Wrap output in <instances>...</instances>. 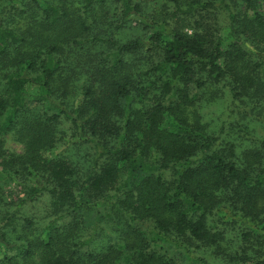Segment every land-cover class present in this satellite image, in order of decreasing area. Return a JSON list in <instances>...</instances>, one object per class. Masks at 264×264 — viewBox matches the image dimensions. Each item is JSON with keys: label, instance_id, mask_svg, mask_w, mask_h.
<instances>
[{"label": "trees", "instance_id": "1", "mask_svg": "<svg viewBox=\"0 0 264 264\" xmlns=\"http://www.w3.org/2000/svg\"><path fill=\"white\" fill-rule=\"evenodd\" d=\"M1 1L0 129L17 118L25 151H6L0 132L1 207L3 183L22 191L0 213V264H178L174 252L208 264L196 249L223 253L226 230L235 225L242 249L226 264H264V245L249 251L251 239L264 244V137L244 129L253 147L242 153L232 143L223 150L221 134H207L184 115L194 104L192 91L205 84L196 74L205 70L233 102L264 97L262 35L254 44L235 32L242 10L243 24L263 32L264 0L176 1L170 20L159 21L131 0H115L123 21L135 18L149 34L122 44L97 38L107 51L83 62L96 78L69 110L76 74L61 68L55 38L82 43L89 11L106 0H80L77 8L65 0ZM215 8L225 12L224 35L210 21ZM139 50L157 59L136 72L129 57ZM31 102L58 110L31 118ZM62 116L72 127L65 141L56 133ZM72 146H82L84 170L66 158ZM37 202L44 213L28 219L23 206ZM105 234L108 243L100 246Z\"/></svg>", "mask_w": 264, "mask_h": 264}, {"label": "rangeland", "instance_id": "2", "mask_svg": "<svg viewBox=\"0 0 264 264\" xmlns=\"http://www.w3.org/2000/svg\"><path fill=\"white\" fill-rule=\"evenodd\" d=\"M46 1H57V0H46ZM72 3L77 8L80 6V0H65ZM176 1L181 0H131L132 3L137 4L141 7L142 12L149 18L156 21L170 18L175 14L174 4ZM0 5L2 1L0 0ZM121 5L115 0H106L105 3H95L93 5L92 11L88 13L89 30L85 34V38L82 43L74 44L72 39L64 37L59 38L55 35V43L58 46V55L62 59L61 68L65 66L71 67V73L76 74L73 78L70 87H68V95L66 97L67 110L73 108L75 100L82 90V87L86 85H91L92 81L96 78V75L90 76L87 73L91 70L86 65L83 64L84 61L88 59H95L107 51V44L101 40L112 39L118 43H128L137 39L145 38L149 32L135 18H130L123 21L120 13ZM241 11V10H240ZM243 11V10H242ZM240 12L237 16V24L235 23L236 36L239 38L248 39L253 41L254 44H261L259 35H262L264 40V30L259 32L255 27L250 29L243 24L242 14ZM259 11L264 14V1L260 2ZM32 12V10H30ZM27 14L19 16L17 19H22L27 16ZM210 21L217 26L220 34L224 35L228 31L227 20L225 18V12L220 8H215L210 12ZM191 27V24L187 30ZM190 31V30H189ZM253 44V45H254ZM156 53H147L145 50H139L130 55V63L136 68V72L149 67L154 64L157 56ZM57 55V56H58ZM70 72H67L70 75ZM207 71L197 72L196 76L205 84L201 88H196L192 92L196 93L194 98V104L187 106L184 115L187 116L189 122L200 123L204 126L207 134L210 135H220V140L218 142V147L225 150L230 144H235L237 151L242 153L253 147V141L249 140L247 130L249 135L254 138L264 137V97L263 96H250L244 95L240 101L233 102L234 99L231 96L230 91L227 88H222L220 85L216 84L211 77L206 75ZM264 93V91H262ZM264 95V94H263ZM263 97V98H262ZM145 101V100H144ZM26 114L28 117L35 118L36 115L43 113L52 114L58 110V108H51L47 106L45 102H31L26 105ZM64 108V106L62 107ZM13 121V119H12ZM8 126V123H6ZM4 124V125H6ZM2 125V124H1ZM2 125L0 129L2 139L4 141V148L9 153L21 154L25 151L24 144L18 138V129L20 124L17 122V118L14 119V125L12 128ZM7 127V129L5 128ZM57 135L61 137L63 135L64 141L71 136L72 127L71 121L66 116H62L56 124ZM63 149L64 146H61ZM69 149L65 155L67 159H71L78 164L84 170L86 164L84 163L85 152L81 147H68ZM163 180L169 181L170 174L166 171L161 173ZM2 191L4 192L5 204L3 208L0 205V213L5 209L7 202L12 205L22 197V191L20 186L13 182L7 181L2 184ZM45 202V201H44ZM23 213L28 219H37L41 217L44 213V208L46 207L43 202H37L33 204H28L23 206ZM22 220L19 226L22 225ZM151 226L150 223H145L142 228H148ZM240 226L235 225L233 229L226 230L225 241L223 242V253L216 251L210 247H199L196 249V253L201 255L206 259L208 264H226L228 261V254L234 252L235 250H240L241 243L239 241ZM102 244L108 243V237L103 235ZM249 245V251L252 253L254 251H262L263 242H259L255 239H251ZM99 246V247H100ZM174 259L178 264H196L190 259L177 258L178 253L174 252ZM172 254V255H173Z\"/></svg>", "mask_w": 264, "mask_h": 264}]
</instances>
